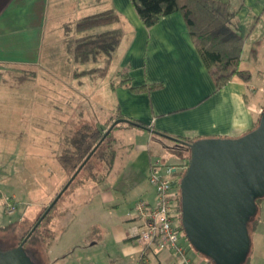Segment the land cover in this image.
<instances>
[{"label": "crops", "instance_id": "obj_1", "mask_svg": "<svg viewBox=\"0 0 264 264\" xmlns=\"http://www.w3.org/2000/svg\"><path fill=\"white\" fill-rule=\"evenodd\" d=\"M224 2L235 13V19L244 31L241 69L250 71L254 77L258 74V66L264 62V0ZM108 10H114L119 15V22L115 27L123 33L115 53L126 44L120 56L123 69L122 72L119 71L123 77L119 81L121 85H116L117 82L111 84L114 94H111L113 100L109 103L113 113L109 118L138 120L147 128L127 124L132 127L127 128L132 135H140V141L136 139L133 143V152L130 153L127 165L119 174H115L114 178L105 179L103 176L95 181L97 185L94 189L99 195L100 207L105 212L100 217L96 216L94 221H86L83 238H63L71 231L74 220L67 226L60 225L61 234L55 231L56 239L49 253L52 264H71L68 262V256L73 264L75 260L79 262L81 254H77L76 250L71 251V248H81V244L88 237L89 228L98 224L109 229L110 236L102 237L106 244L105 249L91 246L90 250H96L99 255L96 251L85 252L84 258L91 264H99L98 261L106 258L110 261L114 259V264H137L142 247L130 237L134 221L129 213L140 200L150 205L157 201L156 191L148 176L151 164L159 160V147L164 144L155 139L158 135L154 134V131L192 141L203 138H239L255 128L264 107L263 96L262 99L257 96V91L261 93L260 88L264 87V84L254 83L253 77L249 83L234 78L221 90H215L212 76L196 50L184 17L179 12L165 16L154 26L147 28L130 0H0V115L3 117L0 120V132L22 127L21 124L17 125L22 120L18 115L14 119L16 127L13 128L14 126L4 119L6 110L3 111L2 107L7 106V110L14 109L16 114L21 112V100H27L29 92L31 93L27 87L28 80L38 78L39 73L43 77L50 75L49 70L44 69L43 61L48 58L53 66V62L62 59L68 67L76 62L68 53V32L73 29L67 27H73L86 16ZM80 36L77 33L74 35L75 38ZM59 49L66 55L55 56L54 53ZM99 57L98 60H103V57ZM126 78L131 80L123 82ZM154 84L159 86L150 91L138 92L131 89ZM51 121H54V117ZM106 121L100 122V125H106ZM59 122L54 121L58 124L56 135L51 133L54 139L48 132L49 135L45 133L44 129L40 139L33 143V147H37L36 161L44 165L47 157L50 162V167H43V172H46L50 179H46L49 186L44 187L46 189L42 196H36L37 193L34 192L35 196L31 198L26 195L21 184L5 185L0 177V205L6 209V198L11 197L17 206L14 220L4 224L6 228H13L17 224L15 221H19L21 217L25 218L22 221L25 225L30 221V217L33 220L68 178V172L59 161L61 147L64 146L60 143V127L68 122ZM45 134L50 140L46 139ZM4 136L0 134V138ZM155 140L158 142L156 147H153L152 142ZM167 166L177 167L173 163H167ZM167 170L168 168L163 172ZM50 180L54 181V185H50ZM87 185L88 182L77 189H83ZM66 203L64 205L67 206ZM23 205L28 206V211L34 210V213H22ZM121 210H124V213H121ZM94 213L97 214L98 211ZM2 220L0 216V223ZM258 229L259 224L251 236L252 254L246 264H264V235L254 237ZM183 242L188 247L189 257L194 264H214L209 258L192 251L188 244ZM62 243L66 245V250L60 252L63 249ZM99 243L95 242L94 245ZM107 244H111V249L107 248ZM55 252V256H51ZM147 262L178 264L171 251H155L147 258Z\"/></svg>", "mask_w": 264, "mask_h": 264}, {"label": "rangeland", "instance_id": "obj_2", "mask_svg": "<svg viewBox=\"0 0 264 264\" xmlns=\"http://www.w3.org/2000/svg\"><path fill=\"white\" fill-rule=\"evenodd\" d=\"M48 29L51 31V28L48 27ZM68 33L69 39L76 35V32L73 30H69ZM125 45L126 44L124 43V45L121 46V49H119V51L116 52L111 58H108L106 55L101 53L96 59H93L91 63L75 62L68 67L65 65V60L63 61L62 59H57V61L53 62V66L50 59L47 58L45 61H43L44 69L47 71L49 70L50 75H45L43 77L39 73L38 78L34 77L33 79L30 78L28 80L27 87L28 89L30 88L29 91H31V93L29 92L30 96L27 100H21V112L19 111V114H16L14 109L7 110L8 108H5L7 106L2 107L3 111L6 110V116L4 115V119L9 121L10 125L14 126L13 128L16 127L14 119L18 117V115L22 118L21 123H17L18 126L21 124L22 127H16L18 129L13 130L4 129V131L0 132L2 136L5 135L4 137L0 138L2 139V141H0V177L3 178L2 183L9 186L21 184L26 195L31 198L35 196L34 192L37 193L36 196H42L46 189L44 187L49 186L47 181L50 179L48 178L47 173L43 172V167H50V162L47 157L45 158L46 160L44 165L36 161L35 154L37 152V147H33V143L38 138L40 139L43 134V130L45 129V133L48 132L50 136L51 133H55L56 135L55 130L58 129V124L55 123L60 121L59 123L63 124L64 121H67V124L60 127L62 129L60 143L61 146H63L66 143L65 139H67V136L71 137L74 132L81 128L85 123H95L96 125H100V122L106 121L108 119V121H106L107 129H105L107 131L113 122L118 119L116 117L109 118L113 113V108L111 107L109 101L113 100V95L111 94H114L111 87L112 82H117L116 85H121L119 81L123 79V77L120 76L119 71L122 72L123 70L121 69L120 56L123 54ZM54 54L57 57L59 54L61 56L66 55L65 53L61 52L60 49ZM98 57H103V60H98ZM257 73L258 74H255L253 77L254 83L258 85L264 84V62L258 66ZM26 76L29 77L28 75ZM37 94L39 95L38 97ZM260 94L261 93L257 91V96H259L261 99L262 96L264 98V94ZM14 100L17 102L19 101L16 99ZM40 103H44L45 105L42 106ZM263 110L264 107L261 112ZM51 117H54L55 123L54 121H51ZM2 118L0 115V120ZM127 128L132 127L126 123H121L113 133L114 138L116 139L113 149L116 150V154L113 162L111 163L112 165L110 164L111 167L108 169V166L110 165H103L101 162L97 161L94 165V171L87 170L86 172L82 173L80 176L81 181L76 183L75 186L71 187L63 201H61L57 208L51 212L49 220L47 223H44L45 228H49L50 230L53 229L57 232L59 231L60 235V225L67 226L69 223H71V221L74 220L71 231H68L63 236V238L67 239L69 236L83 238V231L85 230L84 226L86 221H94L96 216L99 215L100 217L101 214L105 212V210L100 207L99 195L96 194L94 189V187L97 185V182L95 183V181L101 179L103 176L105 179H112L115 177V174H119L123 170L124 166L127 165L130 159V153L133 152V143L137 140L140 141V135H132V133H130ZM133 129L142 130L134 127ZM47 138L49 137L46 136V139ZM52 139H54V137H52ZM159 139L164 144V146L159 147V157H157L161 164L159 173L173 182L176 180L180 181L183 174L168 176V174H166L167 171L163 172V170L170 167L167 166V163H173L177 166L183 164V157L189 155V152L186 150H178L179 145L171 140L162 137H159ZM157 142V140L152 142L153 147H156ZM39 150L41 149L39 148ZM43 175L46 178H44ZM93 176H96V180L90 179V177ZM86 181H89V185L78 190L77 188L82 187ZM49 183L50 185H54V181L52 180H50ZM61 190L62 189H60L59 192ZM9 201L14 202L11 197H7L6 204ZM66 201L68 202L66 203ZM65 203L68 205H64ZM258 205L259 211L250 223V234L252 236L253 233L256 232L257 225L259 224L257 235H254V237L258 236L259 238L260 235H264V199L259 201ZM27 207L28 206L23 205L21 208L22 213H27L28 215L33 214L34 210L28 211ZM94 211H98V213L96 214ZM16 212L17 208L14 214L9 215L7 213V209H5L3 205H0V216L3 218V222L0 223V249L2 250H10L14 248L22 237L27 236V232L30 228L26 225L31 224L32 217H30L31 219L26 225L25 223L22 224V221H24L25 218L21 217L19 218V221H15L17 224H15L13 228L9 229L5 227V223L14 220ZM120 212L124 213V210H121ZM36 216L33 218V220L36 218ZM108 234V227L104 228V225L101 224L89 228L88 237H86L83 244H81L83 246L81 248L79 246H73V248H71V251L76 250L77 254H81L80 261L78 262V260H75L74 264L80 262L81 264H85L86 262L87 264H91L84 258L85 252L96 251L93 249L90 250L91 246L94 248L96 247L105 249L106 244L103 242L102 237H109L110 235ZM98 241L100 243L97 244V246L94 245V243ZM110 247L111 244H107V248L111 249ZM62 248L63 249L60 250V252L66 250V245L63 244ZM35 250L40 252L38 258L35 257L33 253ZM191 250L196 252L193 247H191ZM96 253L99 255V252L96 251ZM27 254L36 263H39L40 261V264H46L44 261L43 247H41L39 243L31 241L27 245ZM55 254L56 252L51 256L54 257ZM251 254L252 249L249 252L247 260H250L249 258L251 257ZM99 259L101 260V258ZM113 260L114 259L110 261L109 258H106L102 261H98V263L114 264ZM68 262L73 264L71 259H69V256ZM95 262H97V260Z\"/></svg>", "mask_w": 264, "mask_h": 264}, {"label": "water", "instance_id": "obj_3", "mask_svg": "<svg viewBox=\"0 0 264 264\" xmlns=\"http://www.w3.org/2000/svg\"><path fill=\"white\" fill-rule=\"evenodd\" d=\"M121 123L118 118L48 206L22 242L0 249V264H37L24 250L29 238L48 216L106 137ZM189 150L178 182L181 224L190 245L214 264H244L252 246L250 222L264 198V110L258 125L239 138H203L192 142L154 131Z\"/></svg>", "mask_w": 264, "mask_h": 264}, {"label": "trees", "instance_id": "obj_4", "mask_svg": "<svg viewBox=\"0 0 264 264\" xmlns=\"http://www.w3.org/2000/svg\"><path fill=\"white\" fill-rule=\"evenodd\" d=\"M130 1L134 6L138 16L140 17L143 25L147 28L154 26L161 18L165 16L176 12L182 14L189 34L195 44L196 50L198 51L205 67L212 76L216 91L221 90L234 78H238L246 83L251 82L253 77L251 72L241 69V56L245 43L244 31L241 24L236 21L235 13L230 10L229 5L226 2L222 0ZM118 22L119 15L114 10H108L103 13L86 16L75 23L73 27H67V29H73L76 33L81 35L77 38H68V53L76 62L80 63L96 59L101 53L106 55L108 58H111L123 37L122 30L115 27L116 23ZM130 80V78H126L123 80V82H129ZM158 86V84H154L149 86L145 85L140 87H132L131 89L138 92L143 90L150 91ZM131 121L139 125V127L147 128L144 123L138 120ZM257 125L258 122L256 126ZM106 126L107 125H96L95 123H85L81 128L75 131L71 137L67 136V139L65 140L66 143L62 147L59 156V161L62 167L68 172L69 176L60 189L65 186L76 169L82 164L88 154L104 136V132L106 131L105 129H107ZM117 128L118 126L115 127L114 130L106 137V139L94 153L91 159L87 162L76 179L72 182L67 191L59 199L51 212L57 208L61 201H63L71 187L75 186L76 183L81 181L80 176L82 173L86 172L87 170L94 171V165L97 161L101 162L103 165H110L113 162L116 154V150L113 149L114 143L116 142L113 133ZM159 137L155 136V139L160 140ZM183 140L192 142V140L188 138H183ZM178 150H186L189 152V150L183 146H178ZM188 159L189 155L183 157V161L186 164ZM111 165L108 166V169L111 167ZM184 172L185 170H176L173 174L184 175ZM95 177L96 176L90 177V179L96 180ZM57 195L58 192L49 201V203L44 206L36 218L31 221V224L28 225L30 228L27 234ZM262 199L264 198L258 199L257 204ZM175 208L176 210L174 211V218L177 229L183 234L186 244H188V246L191 248L192 246L186 239L181 224L180 198L178 199ZM51 212L42 222L41 226L36 229L34 234H32L31 238L24 246V250L27 253V245L31 241L39 243L41 247H43L44 261L46 264H52L49 253L56 239V232L53 229L50 230L49 228H45L44 224L49 220ZM24 238L25 236L19 240L16 246H18ZM154 252V247L146 249L141 254L137 264H149L147 262V258L151 254H154ZM33 253L35 257H39V251L37 252L35 250ZM247 261L248 260H246L244 264H246ZM37 264H40V261Z\"/></svg>", "mask_w": 264, "mask_h": 264}, {"label": "built area", "instance_id": "obj_5", "mask_svg": "<svg viewBox=\"0 0 264 264\" xmlns=\"http://www.w3.org/2000/svg\"><path fill=\"white\" fill-rule=\"evenodd\" d=\"M264 94V87L260 88ZM161 167L159 160L150 166L149 182L157 194V201L150 205L143 200L135 203L130 211V217L134 225L130 230V237L142 247V253L154 247L155 251H171L178 264H194L189 257V250L184 245L183 234L177 229L174 218L175 206L180 198L179 180L172 181L161 175L158 169ZM187 164L184 162L177 167H169L168 176H173L176 170L184 171ZM17 206L9 201L6 204L7 213L14 214Z\"/></svg>", "mask_w": 264, "mask_h": 264}]
</instances>
